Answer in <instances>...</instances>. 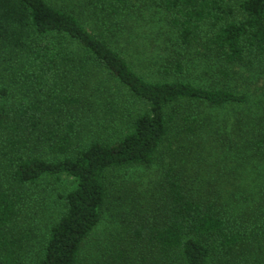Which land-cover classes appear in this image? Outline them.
<instances>
[{"label":"trees","instance_id":"trees-1","mask_svg":"<svg viewBox=\"0 0 264 264\" xmlns=\"http://www.w3.org/2000/svg\"><path fill=\"white\" fill-rule=\"evenodd\" d=\"M0 264H264V0H0Z\"/></svg>","mask_w":264,"mask_h":264},{"label":"rangeland","instance_id":"rangeland-1","mask_svg":"<svg viewBox=\"0 0 264 264\" xmlns=\"http://www.w3.org/2000/svg\"><path fill=\"white\" fill-rule=\"evenodd\" d=\"M149 79L153 76L146 75ZM261 83L255 85L259 87ZM59 192L71 187V181L68 178H64L63 181L55 186ZM55 194V193H54ZM109 227V222L104 221L97 229H95L91 237L85 242L82 249V255L87 261H94L107 253L106 249L109 247L103 239V231Z\"/></svg>","mask_w":264,"mask_h":264}]
</instances>
